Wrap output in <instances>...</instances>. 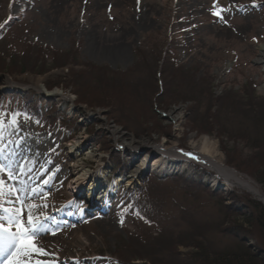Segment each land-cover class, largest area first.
I'll return each instance as SVG.
<instances>
[{"label": "rangeland", "instance_id": "rangeland-1", "mask_svg": "<svg viewBox=\"0 0 264 264\" xmlns=\"http://www.w3.org/2000/svg\"><path fill=\"white\" fill-rule=\"evenodd\" d=\"M0 25V181L37 206L40 259L183 264L187 245L217 251L233 227L253 247L235 214L262 202L176 158L208 137L264 196V0H0ZM117 171L109 199L75 218L86 183Z\"/></svg>", "mask_w": 264, "mask_h": 264}, {"label": "snow or ice", "instance_id": "snow-or-ice-1", "mask_svg": "<svg viewBox=\"0 0 264 264\" xmlns=\"http://www.w3.org/2000/svg\"><path fill=\"white\" fill-rule=\"evenodd\" d=\"M214 14L220 15V12ZM3 168L4 166L0 164V170ZM9 191L13 190L9 189ZM3 195V181H0V197ZM8 203L20 206L5 207L0 203V210L6 213L0 216V256H4L2 264H33L35 255H49L36 240L37 235L44 231L39 216L30 211L37 206L25 205L18 198L14 201L9 200ZM35 264H55V262L36 260Z\"/></svg>", "mask_w": 264, "mask_h": 264}, {"label": "trees", "instance_id": "trees-1", "mask_svg": "<svg viewBox=\"0 0 264 264\" xmlns=\"http://www.w3.org/2000/svg\"><path fill=\"white\" fill-rule=\"evenodd\" d=\"M48 65L45 69L55 66L51 62ZM80 101L88 103L86 100L79 99ZM261 180L262 177L257 178V182ZM247 207V210L244 208L235 216L241 217V222L244 221L254 231L257 242L252 248L247 244L246 238L237 234L234 227L228 230L223 229L224 235L232 238V243L224 245L217 251H211L209 247L202 246L200 243L187 246L179 243L181 246H190L195 249V251L190 250V260H182L183 264H264V206L256 200H248Z\"/></svg>", "mask_w": 264, "mask_h": 264}, {"label": "bare ground", "instance_id": "bare-ground-1", "mask_svg": "<svg viewBox=\"0 0 264 264\" xmlns=\"http://www.w3.org/2000/svg\"><path fill=\"white\" fill-rule=\"evenodd\" d=\"M49 94L53 97V95L57 96L58 94L55 92H49ZM83 137L78 136L76 143L71 146L72 153L75 152L80 155H85V153H82V150H80V147L85 144V140L82 139ZM193 143V142H192ZM160 151L158 154L159 159L165 158L166 156H171L170 154H173L170 152V149H163L161 146L158 148ZM182 154H177L176 160H180L181 158L184 159H194L198 161L200 164L205 165L209 167L213 172L217 173L219 178L222 182H224L227 185L237 186L244 191H247L257 197L258 199H261L264 202V196L261 194L259 189L255 186V184L248 179L247 177L240 176L237 174L234 170L231 168H227L224 165V162L220 159V153L218 152L216 144L211 141L208 137H203L202 140H200V143L197 147L192 148V150H185L181 152ZM191 153V155H188ZM86 157H90V155L86 154ZM83 162H80V164H77L76 166V172L73 175V178L70 183V188L74 189L75 191L78 190L79 185L81 182L85 179L87 176V173L89 172L85 169V166L82 164ZM138 173V171H136ZM137 175L129 177L130 183H132L136 179ZM135 177V179L133 178ZM138 179V178H137ZM91 188V187H90ZM89 188V190H90ZM73 190V191H74ZM3 192H8L7 194H11V191H9L6 188H3ZM73 244L77 247H82L81 240L78 237L73 242ZM4 259V256L0 259V264H2V261ZM36 260H41L40 255H35L33 257V264H35Z\"/></svg>", "mask_w": 264, "mask_h": 264}, {"label": "water", "instance_id": "water-1", "mask_svg": "<svg viewBox=\"0 0 264 264\" xmlns=\"http://www.w3.org/2000/svg\"><path fill=\"white\" fill-rule=\"evenodd\" d=\"M261 202H262V204L264 205V202L261 200V199H259Z\"/></svg>", "mask_w": 264, "mask_h": 264}]
</instances>
